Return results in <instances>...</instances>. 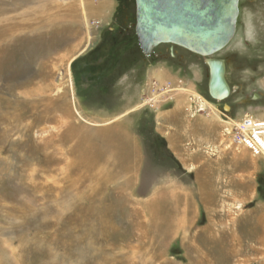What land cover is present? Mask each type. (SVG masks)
Returning <instances> with one entry per match:
<instances>
[{"label":"rangeland","instance_id":"1","mask_svg":"<svg viewBox=\"0 0 264 264\" xmlns=\"http://www.w3.org/2000/svg\"><path fill=\"white\" fill-rule=\"evenodd\" d=\"M67 1L68 21L51 26L59 38L35 47L40 57L29 55L25 68H0V264H228L229 257L264 264V157L227 131V117L264 119V0H239L236 34L215 55L236 88L221 101L208 93L205 57L169 43L144 53L134 0H116L108 22L89 0ZM163 66L175 72L164 82L157 78ZM49 80L45 95L14 91ZM174 98H186L191 116L218 123L222 142L200 150L197 183L155 129L161 102ZM48 112L60 123H48ZM124 129L131 136L138 129L144 146ZM223 153L230 154L220 162ZM246 176L242 198L234 185ZM168 185L192 189V216L177 213L176 199L150 201Z\"/></svg>","mask_w":264,"mask_h":264},{"label":"water","instance_id":"2","mask_svg":"<svg viewBox=\"0 0 264 264\" xmlns=\"http://www.w3.org/2000/svg\"><path fill=\"white\" fill-rule=\"evenodd\" d=\"M135 6V30L145 54L165 43L199 54L209 69L210 97L221 101L230 95L226 61L215 55L236 33L239 0H135Z\"/></svg>","mask_w":264,"mask_h":264},{"label":"crops","instance_id":"3","mask_svg":"<svg viewBox=\"0 0 264 264\" xmlns=\"http://www.w3.org/2000/svg\"><path fill=\"white\" fill-rule=\"evenodd\" d=\"M88 5H90L89 7L94 9V11L101 12L100 13L101 17L108 22L109 18H111V16L114 14L118 6V2L116 0H89ZM173 74H175V72L172 69L168 67L164 69L163 66V69L160 71V73H158L157 78L160 81L164 82L167 76L173 78ZM233 92L235 91L231 90V95L233 94ZM186 102H187L186 98L176 99L170 105L169 102L166 103L168 105L165 104L166 105L165 107H164V102H161L158 108L159 110L157 109L156 111L155 129L162 137L165 138L170 152L177 160V162L180 164V166L183 167V169L186 172L192 173L193 179L197 183L199 182L200 177H202V175H200L201 174L200 171H199L200 174L196 172L194 170V167L201 165L203 159L205 158V156L200 152V150L202 148L209 146L210 144L217 145L222 141H220V137L218 136L216 131L218 129V123L215 120L216 116L208 117L206 116V114H202V113L196 114L195 116H191L187 112L190 111V108H188V106L184 108ZM232 102L234 103V101ZM227 112L229 111L227 110ZM135 130L136 133H134V135L131 136L130 132H126V129H124L125 133L129 134L130 137L134 139L136 144H138L140 141L141 145L144 146L142 138L139 135L140 133L138 129ZM121 134L123 133L121 132ZM190 144H197L198 148L195 149L194 147H191ZM229 154L230 153H223V155H219L220 159L218 160L220 162H224L225 158ZM208 164H210L209 161ZM196 168L199 169L198 167ZM245 169L248 170V167H246ZM247 170H245L246 172L243 171L242 174L247 175L248 174ZM213 172L214 171H212V174ZM248 181L249 180L247 176L241 177L240 179L236 180L234 186L236 187L235 192L238 196L240 194V197L244 196L242 198H245V194L248 195ZM245 190H247L246 193ZM191 191L192 189L188 186H184L183 188H180L178 186L173 187L168 185L162 187L158 193L152 194L150 196V201L151 202L156 201L157 200L156 197L159 195H160L159 197L160 201H164V196H167L168 198L170 196L171 199L177 200V203L175 205L177 206L176 209L178 208L177 213L179 211L180 213H182V215H184L183 217L192 216L193 211H190V209L195 210L196 200L195 197H193ZM180 196H182V199L180 198ZM246 199H248V197H246ZM178 203L182 204V209H183L182 211L179 208Z\"/></svg>","mask_w":264,"mask_h":264},{"label":"bare ground","instance_id":"4","mask_svg":"<svg viewBox=\"0 0 264 264\" xmlns=\"http://www.w3.org/2000/svg\"><path fill=\"white\" fill-rule=\"evenodd\" d=\"M54 1L55 0H0V68L5 66L10 70V68H13L17 64L20 65V63H23L22 68H25L24 64L29 62V59H30L29 55L33 56L35 59H38L40 57L39 54H36L37 51L35 47H39L41 45H44L45 47L49 42L59 38L60 33L58 32L54 34L51 30V26L54 25L55 23H60V21L62 23L68 21V15H67L68 1L62 0L61 5H55ZM14 3H16V5ZM53 7L56 9V12H59L61 14L53 15V14L48 13ZM40 8H42L44 11L40 12L39 11ZM35 12H38V13H35ZM19 22L20 23L25 22L23 23L24 26L20 25ZM35 29L37 30L43 29L44 32L36 34V32L34 31ZM42 34H46V35H42ZM38 37H41V38H38ZM38 49L40 50V48ZM32 51H36V52L32 54ZM65 52L62 53L63 55H59L58 58H61L62 56L65 57L66 55ZM50 59H53V58H50ZM46 64H49L47 68V70L49 71L50 69L54 67L51 61L50 63H45V66ZM8 72H7V75H8ZM13 75L14 74L11 72L10 78H13L14 77ZM51 82L52 81H50L49 84L47 82V84L45 85V84H39L37 83V81H35L33 82L32 86L27 85L28 87H18L17 89H14V91L19 95H25V94L30 93L31 87H34V89H36L35 92H38V94L40 95H45V93L49 92L51 88H53ZM45 120L48 121V123L52 120L56 121V123H60L57 121V118L54 117L53 114L51 113H49V115L45 118ZM67 120L68 118L63 117V121H67ZM78 131H81V130L78 129ZM71 135L73 136V134ZM103 137L104 139L108 138V136L107 137L103 136ZM118 144L120 145V143ZM87 145L90 146V144H87ZM86 150H87V153L84 155V160L86 159V161H88L89 159L93 158L92 157L93 153L91 151L89 152L88 149ZM71 153H73V149L71 150ZM104 154L105 152L103 151L102 155ZM86 157L89 159H87ZM92 171H95V170L93 169ZM170 200H171L170 197L167 198L166 203L170 204L169 203ZM227 263L230 264V257L228 258Z\"/></svg>","mask_w":264,"mask_h":264},{"label":"built area","instance_id":"5","mask_svg":"<svg viewBox=\"0 0 264 264\" xmlns=\"http://www.w3.org/2000/svg\"><path fill=\"white\" fill-rule=\"evenodd\" d=\"M201 109L203 108L196 106V111ZM227 119L230 120L227 121L230 123L227 131L234 140L245 146L254 155L264 157V119L248 114L241 116L237 120L229 117Z\"/></svg>","mask_w":264,"mask_h":264},{"label":"flooded vegetation","instance_id":"6","mask_svg":"<svg viewBox=\"0 0 264 264\" xmlns=\"http://www.w3.org/2000/svg\"><path fill=\"white\" fill-rule=\"evenodd\" d=\"M236 31H237V27H236ZM236 34V33H235ZM232 91H235V88H232ZM231 96V93H230V95L228 96V98ZM227 98V99H228ZM261 97H258V99H260ZM253 100H255V98L253 99ZM226 105H228L229 106V109H228V111H231V110H233L234 109V103L233 102H231L230 104H226Z\"/></svg>","mask_w":264,"mask_h":264},{"label":"trees","instance_id":"7","mask_svg":"<svg viewBox=\"0 0 264 264\" xmlns=\"http://www.w3.org/2000/svg\"><path fill=\"white\" fill-rule=\"evenodd\" d=\"M135 1V0H134ZM162 139V144L165 146L166 151L174 158V156L172 155V153L170 152L168 146H167V141L165 140L164 137L161 136ZM176 160V159H175ZM177 161V160H176Z\"/></svg>","mask_w":264,"mask_h":264}]
</instances>
